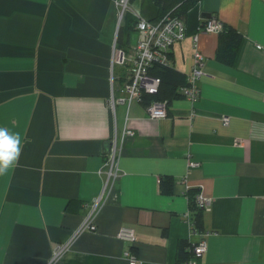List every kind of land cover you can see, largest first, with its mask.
Returning a JSON list of instances; mask_svg holds the SVG:
<instances>
[{"label":"crops","instance_id":"obj_1","mask_svg":"<svg viewBox=\"0 0 264 264\" xmlns=\"http://www.w3.org/2000/svg\"><path fill=\"white\" fill-rule=\"evenodd\" d=\"M117 1L0 0V127L23 141L18 166L0 176V264H129V248L142 264H178L183 241H206L198 264H264V0H200L189 12L171 53L188 77L198 35L201 96L175 100L160 120L140 101L113 104L126 97L116 81L124 69L116 76L113 65ZM130 8L120 43L129 52L132 21L158 13L153 0ZM206 14L243 35L232 65L217 60L219 34L201 31ZM128 128L134 135L123 139ZM122 139L120 177L95 229L77 234ZM165 177L171 196L160 191ZM189 190L210 201L203 233L191 223ZM123 227L135 229L136 244L117 238ZM60 245L69 248L54 259Z\"/></svg>","mask_w":264,"mask_h":264},{"label":"built area","instance_id":"obj_2","mask_svg":"<svg viewBox=\"0 0 264 264\" xmlns=\"http://www.w3.org/2000/svg\"><path fill=\"white\" fill-rule=\"evenodd\" d=\"M116 6L120 9L119 24L122 23L126 14L131 10L130 0L117 1ZM136 31L138 32V42L134 54H126L122 49H117L116 44L114 47L113 65L127 67L128 81L125 83L124 91L126 97L120 100H113V104L124 103L128 107H131L133 103L140 101L144 93L157 95L160 93L162 81L159 77L151 75L152 65L161 64L167 65L170 63L168 53L172 47L178 43L183 42L187 37V30L185 23L179 19L169 18L167 20L149 21L143 18H136ZM121 25L118 26V29ZM223 30V24L217 18H211L206 21L204 26L201 27V31L206 33L219 34ZM193 42L195 46V53L193 56L192 69L187 77L189 86L180 90L184 98L188 99L192 103L196 102L201 96L200 81L206 75V58L198 49L199 37L193 36ZM262 49V47H258ZM146 110L150 118L154 120L165 119L168 116V102L154 101L146 107ZM224 125L230 124L229 118L223 119ZM124 136H132L134 132L132 129H126ZM121 142L114 140L110 148L108 159L104 165L103 171L99 174L106 178V184L103 194L95 199L92 203L86 204L88 213L81 227L77 230V234L83 233L86 230H94V219L98 210L106 202V191L115 180L120 177L119 157L122 152ZM241 144L240 142L236 143ZM197 202L201 209L207 210L209 208V199L205 198L201 192L197 196ZM117 238L128 242L130 244H136L138 241V235L135 229L130 227H123L117 234ZM68 245H60L57 247L54 259H58L64 255L68 250ZM207 250L206 241H202L194 249V258L190 259L184 264H198V258L205 254ZM124 258L129 264H142L138 257L133 253L132 249H127L124 252Z\"/></svg>","mask_w":264,"mask_h":264},{"label":"trees","instance_id":"obj_3","mask_svg":"<svg viewBox=\"0 0 264 264\" xmlns=\"http://www.w3.org/2000/svg\"><path fill=\"white\" fill-rule=\"evenodd\" d=\"M136 0H131L130 3ZM155 6L158 9L157 18L154 20H167L169 18L179 19L185 23L189 12L197 6L200 0H153ZM125 19V18H124ZM206 23V21H204ZM203 22V26L204 23ZM136 21H132L130 24V30L135 29ZM122 28L119 30L117 36L116 48L122 49L120 43L122 41ZM243 35L237 30L223 24V30L219 33V47L217 49V60L223 64L232 65L235 62L239 48L243 41ZM126 52V49H122ZM170 63L167 65L153 64L151 69V75L159 77L162 81L160 93L157 95H151L144 93L142 95L141 103L144 107H147L154 101L168 102V113L170 112V105L175 100L184 98L180 90L189 86L187 75L177 70L174 66L173 55L171 51L168 53ZM124 69V74L119 77L118 82L122 85L123 89L125 83L128 81L127 67L120 66ZM116 69V66H115ZM160 191L164 196H171L174 192V181L170 177L161 179ZM199 190H189L188 199L191 213V223L193 228L197 232H204V210L201 209L197 202V196ZM178 252V264H184L190 259L194 258L195 246H192L189 242L183 241L179 245Z\"/></svg>","mask_w":264,"mask_h":264},{"label":"clouds","instance_id":"obj_4","mask_svg":"<svg viewBox=\"0 0 264 264\" xmlns=\"http://www.w3.org/2000/svg\"><path fill=\"white\" fill-rule=\"evenodd\" d=\"M23 141L19 133L0 127V176L6 175L19 164Z\"/></svg>","mask_w":264,"mask_h":264},{"label":"rangeland","instance_id":"obj_5","mask_svg":"<svg viewBox=\"0 0 264 264\" xmlns=\"http://www.w3.org/2000/svg\"><path fill=\"white\" fill-rule=\"evenodd\" d=\"M131 1V0H130ZM131 11V10H130ZM130 11L126 14V16H125V19L122 21V23L121 24H119V25H121V27L119 28V30L121 29V28H123L124 27V31L127 33V28H128V21H129V19H130V16H131V13H130ZM119 14H118V23H119ZM212 18V17H211ZM210 18V19H211ZM214 18V17H213ZM136 23H137V20H136ZM136 26V25H135ZM137 44V43H136ZM135 49H136V45L134 46V49L131 51V52H129V51H126L125 53L126 54H134V52H135ZM119 72H120V66H117L116 67V72H115V74H116V76H118V74H119ZM202 92V91H201Z\"/></svg>","mask_w":264,"mask_h":264},{"label":"water","instance_id":"obj_6","mask_svg":"<svg viewBox=\"0 0 264 264\" xmlns=\"http://www.w3.org/2000/svg\"><path fill=\"white\" fill-rule=\"evenodd\" d=\"M205 16H206V18H208V19L211 17L209 14H206Z\"/></svg>","mask_w":264,"mask_h":264}]
</instances>
